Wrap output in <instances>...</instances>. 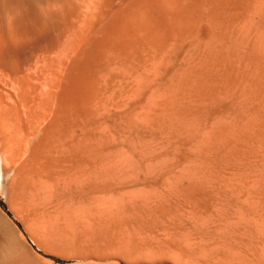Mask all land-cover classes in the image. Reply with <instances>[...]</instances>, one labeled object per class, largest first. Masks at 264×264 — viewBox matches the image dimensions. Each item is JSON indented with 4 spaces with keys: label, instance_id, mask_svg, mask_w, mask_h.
Wrapping results in <instances>:
<instances>
[{
    "label": "bare ground",
    "instance_id": "6f19581e",
    "mask_svg": "<svg viewBox=\"0 0 264 264\" xmlns=\"http://www.w3.org/2000/svg\"><path fill=\"white\" fill-rule=\"evenodd\" d=\"M0 177V264H264V0H0Z\"/></svg>",
    "mask_w": 264,
    "mask_h": 264
},
{
    "label": "rangeland",
    "instance_id": "374dc122",
    "mask_svg": "<svg viewBox=\"0 0 264 264\" xmlns=\"http://www.w3.org/2000/svg\"><path fill=\"white\" fill-rule=\"evenodd\" d=\"M1 188H2V183H1V177H0V190H1ZM0 200H1V202L3 203L5 209H6L7 211H9V209H8V207H7V204H6V202H5V199L3 198V196L1 195V193H0ZM10 215L13 216L12 212H10ZM19 223H20V222H19ZM21 227H22V226H21ZM28 240H29V241H32L31 237L28 236ZM57 263H58V261H57Z\"/></svg>",
    "mask_w": 264,
    "mask_h": 264
}]
</instances>
